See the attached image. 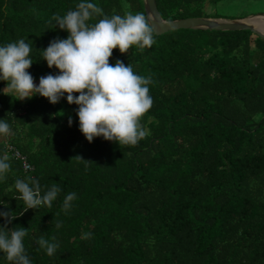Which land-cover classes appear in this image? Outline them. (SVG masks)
<instances>
[{
	"label": "trees",
	"instance_id": "trees-1",
	"mask_svg": "<svg viewBox=\"0 0 264 264\" xmlns=\"http://www.w3.org/2000/svg\"><path fill=\"white\" fill-rule=\"evenodd\" d=\"M155 1L172 21L221 18L204 5L224 0ZM80 2L102 9L89 24L103 15L145 14L142 0H0V46L19 39L31 45L34 81L59 74L43 50L69 33L52 17ZM154 40L143 51L115 49L110 58L152 80L153 106L141 120L147 135L136 146L102 136L89 143L66 95L56 104L39 95L19 100L4 94L0 80V120L11 129L0 138V159L7 155L10 164L0 180V211L17 216L8 229H27L31 264H264V39L180 29ZM15 152L32 170L23 171ZM28 177L42 195L53 184L61 188L50 208L23 212L15 181ZM69 193L76 199L65 213ZM41 236L55 237L53 256L37 244ZM0 264H10L2 252Z\"/></svg>",
	"mask_w": 264,
	"mask_h": 264
},
{
	"label": "clouds",
	"instance_id": "clouds-1",
	"mask_svg": "<svg viewBox=\"0 0 264 264\" xmlns=\"http://www.w3.org/2000/svg\"><path fill=\"white\" fill-rule=\"evenodd\" d=\"M101 15L102 9L94 3L80 2L75 10L52 17L55 27L58 25L69 35L66 39H54L43 50L48 67H55L59 74L40 77L38 85L28 71L33 63L31 45L25 39H19L0 46V80L7 85L3 92H13L19 100L39 95L51 104L58 103L66 95L69 105L78 106L79 130L89 143L102 136L120 147L136 146L147 135L141 120L153 106L148 87L152 80L136 74L131 64L126 66L120 60L111 64L110 58L115 49L125 54L133 47L141 51L151 48L156 42L154 18L142 12H129L124 16L103 15L98 22L88 23L93 16ZM63 114L62 111L57 113ZM68 123L71 126V117ZM10 134L9 124L0 120V138ZM76 158L84 160L80 156ZM8 160L7 155L0 159V180L10 170ZM15 189L19 195L14 198L23 201V212L41 206L50 208L61 192V188L53 184L42 195L39 181L32 177H28L27 182L17 179ZM74 199L75 193L66 195L63 201L65 213L70 211ZM0 218L5 221L0 226V252L6 254L10 264H31L23 243L27 229H8L7 225L17 218L11 211H0ZM56 227L61 224L56 223ZM82 238L90 239L91 233H84ZM37 244L50 257L59 247L55 237L50 242L41 236Z\"/></svg>",
	"mask_w": 264,
	"mask_h": 264
},
{
	"label": "water",
	"instance_id": "water-1",
	"mask_svg": "<svg viewBox=\"0 0 264 264\" xmlns=\"http://www.w3.org/2000/svg\"><path fill=\"white\" fill-rule=\"evenodd\" d=\"M145 15L149 14L154 18L155 35L160 36L168 31L176 30H208L219 32H235V31H250L261 39H264V32L260 31L255 24L249 19L264 18V14H255L242 19L223 20L215 18H185L172 21H165L162 19L155 0H142Z\"/></svg>",
	"mask_w": 264,
	"mask_h": 264
},
{
	"label": "rangeland",
	"instance_id": "rangeland-1",
	"mask_svg": "<svg viewBox=\"0 0 264 264\" xmlns=\"http://www.w3.org/2000/svg\"><path fill=\"white\" fill-rule=\"evenodd\" d=\"M251 3L253 4L254 2L247 0V2L242 3L236 0H224L218 3L215 7L206 3L204 5V11L207 15H210L213 12V14L210 15L211 17H221L218 19L223 20L242 19L255 14H264V4L254 3V5H252ZM251 22H260V20L253 19ZM257 27L264 28V24L260 22L257 24ZM35 83L38 85L39 80L35 81Z\"/></svg>",
	"mask_w": 264,
	"mask_h": 264
},
{
	"label": "built area",
	"instance_id": "built-area-1",
	"mask_svg": "<svg viewBox=\"0 0 264 264\" xmlns=\"http://www.w3.org/2000/svg\"><path fill=\"white\" fill-rule=\"evenodd\" d=\"M16 158L20 159L22 162V168L24 172H28L30 170H32V167L27 163L26 159L21 156L20 154H18V152H15Z\"/></svg>",
	"mask_w": 264,
	"mask_h": 264
},
{
	"label": "bare ground",
	"instance_id": "bare-ground-1",
	"mask_svg": "<svg viewBox=\"0 0 264 264\" xmlns=\"http://www.w3.org/2000/svg\"><path fill=\"white\" fill-rule=\"evenodd\" d=\"M255 19L260 20V22L264 24V18H259V17H258V18H255ZM250 20H251V19H249V20H247V21H250ZM252 20H253V19H252ZM252 20H251V21H252ZM251 21H250V22H251ZM260 22H252V23L255 24V25L257 26V24H259ZM257 28H258V27H257ZM258 29H259L260 31H263V32H264V28H258Z\"/></svg>",
	"mask_w": 264,
	"mask_h": 264
}]
</instances>
